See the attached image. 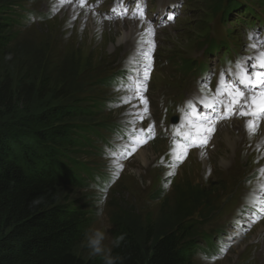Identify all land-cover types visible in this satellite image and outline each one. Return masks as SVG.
I'll return each mask as SVG.
<instances>
[{
    "label": "rangeland",
    "instance_id": "1",
    "mask_svg": "<svg viewBox=\"0 0 264 264\" xmlns=\"http://www.w3.org/2000/svg\"><path fill=\"white\" fill-rule=\"evenodd\" d=\"M9 1L14 41L0 62V86L2 81L10 84L13 100L2 109L0 129L23 135L82 124L97 130L90 134L89 146L71 153L93 172L85 185L72 190L91 211L89 229L106 232L105 248L112 247L121 223L143 237L149 229L150 236L187 223L200 244L194 264H264V212L257 203L264 200L259 191L264 144L258 132L250 136L239 127L251 117L215 122L207 144L188 149L182 163L173 164L170 155L174 133L187 130L186 102L212 98V82L223 74L219 60L226 51L232 65L261 50L249 47L256 41L249 21L253 14L264 21V0H173L181 12L162 28L153 21L107 20L77 0ZM81 18H91L94 25L84 37ZM149 25L154 37L144 35ZM151 39L155 48L150 51L142 40ZM145 52L151 56L146 81ZM106 77L117 81L104 84ZM137 80L146 84L147 105L129 91ZM80 106L85 111L80 117L38 121L51 109ZM263 122L261 118L258 127ZM149 125L154 126L151 135ZM222 128L234 131L233 143L224 140ZM135 136L147 142L133 145ZM101 207L104 214L98 217ZM76 252L91 256L85 237Z\"/></svg>",
    "mask_w": 264,
    "mask_h": 264
},
{
    "label": "trees",
    "instance_id": "2",
    "mask_svg": "<svg viewBox=\"0 0 264 264\" xmlns=\"http://www.w3.org/2000/svg\"><path fill=\"white\" fill-rule=\"evenodd\" d=\"M10 4L9 0L0 2V62L14 41ZM252 16L250 25L264 23L261 17ZM228 58L226 55L225 62ZM112 78H104V84L117 81ZM1 83L0 115L13 100L10 84ZM84 113L82 106L66 111L54 108L38 121L53 122ZM89 126L78 124L74 130L55 127L23 135L0 129V264H104L103 255L83 257L76 252L92 216L72 188L85 185L93 172L71 153L91 144L89 136L97 130ZM189 228L186 223L177 231L150 236L149 229L143 237L121 223L115 239L121 234L125 239L119 247L112 245L111 255L121 257L122 264H194L200 244Z\"/></svg>",
    "mask_w": 264,
    "mask_h": 264
},
{
    "label": "snow or ice",
    "instance_id": "3",
    "mask_svg": "<svg viewBox=\"0 0 264 264\" xmlns=\"http://www.w3.org/2000/svg\"><path fill=\"white\" fill-rule=\"evenodd\" d=\"M61 2H63V0H61ZM113 11H115V9H113ZM138 11V18L143 21V9L138 8ZM125 15H127L126 10ZM134 18H136L135 15ZM167 18L172 20L174 19V16L170 14ZM144 35L154 37L155 31L149 25ZM250 39L252 38L250 37ZM142 42L148 43L150 45V51L154 50V39L148 41L142 40ZM249 47H259L261 49L258 51L256 56L249 58L252 63L245 64L238 62L235 65V80L233 82H227L221 79V81L218 83L216 94L212 98L211 103H209L206 98H201V103H204L208 108L212 109L213 112H215L216 104L224 105L227 109V113L225 115L221 116L217 114L214 116H201L197 112L193 101L189 100L186 102L184 126H186L187 130L181 132L179 129H177V131L174 133L170 152V155L175 158L173 164L182 163L183 158L186 156L189 148H203L207 144L208 140L211 139V135L215 131V122L217 120L227 119L233 114H238L240 116H250L251 119L246 121L245 126L250 136L256 132L259 120L264 118V43L255 41L254 43L250 44ZM143 55L149 60V64L145 67L144 71V81H146L148 78V70L151 67V56L149 52H145ZM249 69H251V71ZM144 81L137 80L133 82V87L130 88L129 91L134 92L136 98H138L144 105H147V99L143 96V92L147 90ZM241 87L243 90H241ZM225 93L228 97L227 101L221 98ZM245 93H247V95H245ZM241 99H243V103H240ZM249 101L251 103H249ZM125 102L127 103L128 99H126ZM234 105L237 106L239 109L238 111L234 109ZM245 107H247V111H245ZM144 112H147L146 107ZM137 115L139 116L140 114L137 113ZM140 119H143V116H140ZM153 130L154 126L149 125L147 130L148 134L151 135ZM140 131L143 132L144 130L141 129ZM177 136H182L184 142H177L175 138ZM146 142L147 138L142 136H135L132 140L133 145H141ZM124 147L127 148V145ZM131 151L135 152L136 147L133 146ZM123 154L128 155L129 153L125 151ZM110 155H114V153H110ZM118 168H122V165H118ZM168 175L171 176L174 175V173L169 172ZM257 203L261 205L259 210L264 212V200L257 201ZM255 219H259V217L257 216ZM221 251H225V249H221Z\"/></svg>",
    "mask_w": 264,
    "mask_h": 264
},
{
    "label": "clouds",
    "instance_id": "4",
    "mask_svg": "<svg viewBox=\"0 0 264 264\" xmlns=\"http://www.w3.org/2000/svg\"><path fill=\"white\" fill-rule=\"evenodd\" d=\"M82 5V4H81ZM103 208L101 207L97 211V216H103ZM107 239V234L100 228L89 229L85 233V246L89 249L91 256L103 255L104 264H122V259L119 256H112L110 249H106L104 241ZM125 239V236L121 234L113 241L115 247H119L120 243Z\"/></svg>",
    "mask_w": 264,
    "mask_h": 264
},
{
    "label": "bare ground",
    "instance_id": "5",
    "mask_svg": "<svg viewBox=\"0 0 264 264\" xmlns=\"http://www.w3.org/2000/svg\"><path fill=\"white\" fill-rule=\"evenodd\" d=\"M232 6V5H231ZM67 8V7H66ZM238 12V11H237ZM90 14V13H89ZM84 15V14H83ZM239 19V18H238ZM255 22H259V21H255ZM80 24H81V28H80V30H79V32H80V36L81 37H84V35L86 34V32H88V31H91L93 28H94V25H93V23H92V21H91V18H86V21L85 22H83V19L81 18V22H80ZM132 29V28H131ZM134 29V28H133ZM124 30V29H123ZM140 31V30H139ZM129 33L132 35V36H134V32H132L131 30L129 31ZM122 37V36H121ZM133 38V37H132ZM122 39V38H121ZM94 41H95V43H96V41L97 40H95V39H93V43H94ZM127 42V41H126ZM125 42V43H126ZM124 44V43H123ZM96 45V44H95ZM100 45V44H99ZM235 58V57H234ZM194 66V65H193ZM195 69V68H194ZM201 69V68H200ZM199 69V70H200ZM245 95H247V93H245ZM250 102V101H249ZM246 118V117H245ZM247 121V120H246ZM218 123V122H217ZM216 123V124H217ZM221 124V123H220ZM219 124V125H220ZM245 124H246V122L245 123H242L239 127H245L246 128V126H245ZM231 127V126H230ZM221 133H222V136H223V138H224V140L225 141H227L228 139V141H229V143L231 144V143H233V138L235 137L234 135V131L232 130V129H229V128H222V129H220L219 130ZM256 132H258L259 133V141L261 142V143H263L264 144V122L257 128V130H256ZM223 133H224V135H223ZM239 135V134H238ZM232 147H233V145H232ZM142 153V152H141ZM260 192H263L264 191V180H262V182H261V185H260ZM261 201V200H260Z\"/></svg>",
    "mask_w": 264,
    "mask_h": 264
},
{
    "label": "water",
    "instance_id": "6",
    "mask_svg": "<svg viewBox=\"0 0 264 264\" xmlns=\"http://www.w3.org/2000/svg\"><path fill=\"white\" fill-rule=\"evenodd\" d=\"M176 120V118H173V121H175Z\"/></svg>",
    "mask_w": 264,
    "mask_h": 264
}]
</instances>
